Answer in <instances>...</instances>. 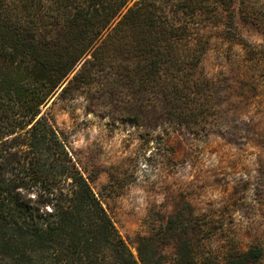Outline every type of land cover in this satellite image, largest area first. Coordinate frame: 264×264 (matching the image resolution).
<instances>
[{
    "label": "trees",
    "instance_id": "obj_1",
    "mask_svg": "<svg viewBox=\"0 0 264 264\" xmlns=\"http://www.w3.org/2000/svg\"><path fill=\"white\" fill-rule=\"evenodd\" d=\"M240 10L239 0H0V264H203L189 237L168 261L139 236L137 258L44 110L83 84L98 88L89 80L109 65L125 67L135 88L177 93L203 53L172 48L204 46L210 22L236 29ZM263 256L254 246L213 264Z\"/></svg>",
    "mask_w": 264,
    "mask_h": 264
},
{
    "label": "rangeland",
    "instance_id": "obj_2",
    "mask_svg": "<svg viewBox=\"0 0 264 264\" xmlns=\"http://www.w3.org/2000/svg\"><path fill=\"white\" fill-rule=\"evenodd\" d=\"M239 5L236 29L207 21L204 46L196 38L172 48L203 53L177 93L135 88L125 67L109 65L89 80L98 88L83 84L44 110L137 258L139 236L168 261L187 237L203 264L264 252V24L251 23L264 0Z\"/></svg>",
    "mask_w": 264,
    "mask_h": 264
}]
</instances>
